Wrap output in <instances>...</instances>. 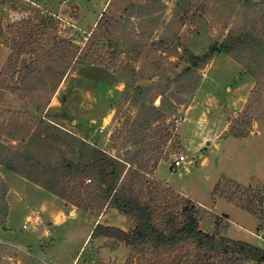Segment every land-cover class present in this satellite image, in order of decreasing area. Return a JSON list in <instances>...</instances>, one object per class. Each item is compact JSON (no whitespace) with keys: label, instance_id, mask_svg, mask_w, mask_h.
Here are the masks:
<instances>
[{"label":"rangeland","instance_id":"obj_1","mask_svg":"<svg viewBox=\"0 0 264 264\" xmlns=\"http://www.w3.org/2000/svg\"><path fill=\"white\" fill-rule=\"evenodd\" d=\"M229 36L251 46L182 76L185 50L198 56ZM88 144L126 163L124 174L135 157L157 181L162 164L160 179L206 206L218 184L237 202L264 193V0H0V264L19 257L13 220L22 227L40 209L13 175L55 188L63 211L111 209L96 200L97 173L67 169ZM243 214L250 221L236 225L258 235ZM91 221L64 224L60 256L79 250ZM131 256L137 264L141 252Z\"/></svg>","mask_w":264,"mask_h":264},{"label":"trees","instance_id":"obj_2","mask_svg":"<svg viewBox=\"0 0 264 264\" xmlns=\"http://www.w3.org/2000/svg\"><path fill=\"white\" fill-rule=\"evenodd\" d=\"M26 23L37 27L31 21ZM251 41L246 36H229L222 44L214 43L198 56L185 50L181 59L189 67L182 76L192 75L195 70L204 68L216 54L232 55L235 51L250 47ZM26 45L28 46L24 44L23 47L26 48ZM84 150L87 153L86 160L67 166V169L97 173L100 177V196L96 199L99 205L117 210L134 223L131 231L97 225L92 239L105 237L124 242L133 252H141L137 264H215L219 259H224L227 264L249 261L264 263V248L204 232L199 222L201 208L174 189L150 180V172L140 166L137 158L128 162L131 166L124 174L126 163L115 161L96 146L88 144ZM46 189L60 196L55 188ZM214 195L222 197L219 184ZM246 199V203H243L237 202L233 197L226 198L241 210L258 218L261 221L259 231H263L264 193L248 195ZM215 225L218 230L220 218H217ZM133 257L125 264H135Z\"/></svg>","mask_w":264,"mask_h":264},{"label":"crops","instance_id":"obj_3","mask_svg":"<svg viewBox=\"0 0 264 264\" xmlns=\"http://www.w3.org/2000/svg\"><path fill=\"white\" fill-rule=\"evenodd\" d=\"M205 160L207 161V159ZM161 166L162 164L155 169L153 177L158 182L172 188L167 181L159 178L158 171ZM12 177L15 185L17 184V186L24 187L28 193L26 196L32 197L35 204H38L36 207L40 208L39 210L25 214L22 227L13 220L15 226H17L16 230L18 233L15 232V236L17 237L11 238L10 243H13L12 245L19 249V257L15 259V261H17L16 264H125L128 261L133 252L124 242L105 237L91 238L97 225L115 227L124 231L133 230V221L125 215L120 214L115 209H105L96 214L85 211H63L59 208L61 204L56 195L16 175H13ZM194 202L202 210L208 212L209 215L207 217H211L214 223L216 222L215 218L222 219V225L219 227L218 231L214 224V231L212 233L203 230L204 232L210 234L219 233L221 237L245 241L248 243H251V241L246 238V236L252 235L254 237L257 236V238L262 240L264 244V230L259 231L261 221L258 218L253 216L258 221L257 232L259 234L256 235L254 232L247 231V229H244L243 227L240 228V225H236L239 224L236 220L248 223L250 220L243 213L250 214L241 210L226 199L214 195L212 206L203 205L197 200ZM225 203L228 206H225ZM221 206L223 207L222 212L216 213V210ZM21 207H23L24 210L26 209L23 205H21ZM51 209H53V211ZM26 210L30 211L32 209ZM10 211H13L12 208ZM83 213L92 218L87 237L81 242L79 250L66 254V256H60L58 251L59 245L61 244L62 239L67 236V229L64 228V224L68 223L70 219L76 218ZM202 219L203 218L199 219L200 227ZM255 246L264 248V245ZM15 253L17 252L15 251ZM13 264H15V262H13Z\"/></svg>","mask_w":264,"mask_h":264},{"label":"built area","instance_id":"obj_4","mask_svg":"<svg viewBox=\"0 0 264 264\" xmlns=\"http://www.w3.org/2000/svg\"><path fill=\"white\" fill-rule=\"evenodd\" d=\"M161 1H163V2H169V1H171V0H161ZM100 132L103 133V132H104V129L101 128ZM186 162H187V158H186L184 155H182V156H180L179 158H177V159L175 160L174 164H173V168H172L173 171L176 172V171H177L180 167H182Z\"/></svg>","mask_w":264,"mask_h":264},{"label":"water","instance_id":"obj_5","mask_svg":"<svg viewBox=\"0 0 264 264\" xmlns=\"http://www.w3.org/2000/svg\"><path fill=\"white\" fill-rule=\"evenodd\" d=\"M209 143V142H208Z\"/></svg>","mask_w":264,"mask_h":264}]
</instances>
